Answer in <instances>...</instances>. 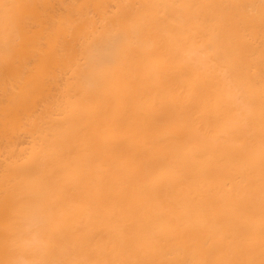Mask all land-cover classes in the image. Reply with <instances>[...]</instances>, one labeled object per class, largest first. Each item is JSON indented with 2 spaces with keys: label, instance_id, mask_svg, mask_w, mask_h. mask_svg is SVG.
I'll return each mask as SVG.
<instances>
[{
  "label": "bare ground",
  "instance_id": "1",
  "mask_svg": "<svg viewBox=\"0 0 264 264\" xmlns=\"http://www.w3.org/2000/svg\"><path fill=\"white\" fill-rule=\"evenodd\" d=\"M0 264H264V0H0Z\"/></svg>",
  "mask_w": 264,
  "mask_h": 264
}]
</instances>
